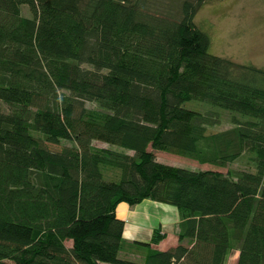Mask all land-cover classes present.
Returning <instances> with one entry per match:
<instances>
[{
    "label": "trees",
    "instance_id": "obj_1",
    "mask_svg": "<svg viewBox=\"0 0 264 264\" xmlns=\"http://www.w3.org/2000/svg\"><path fill=\"white\" fill-rule=\"evenodd\" d=\"M202 2L0 0V264H264V67L210 52ZM221 109L240 117L208 133ZM145 199L178 209L189 244L136 241L138 262L117 211Z\"/></svg>",
    "mask_w": 264,
    "mask_h": 264
},
{
    "label": "rangeland",
    "instance_id": "obj_2",
    "mask_svg": "<svg viewBox=\"0 0 264 264\" xmlns=\"http://www.w3.org/2000/svg\"><path fill=\"white\" fill-rule=\"evenodd\" d=\"M22 10L25 16H32L28 5H24ZM195 20L199 28L210 35L211 53L230 58L239 63L254 64L259 67H264V0H203ZM185 105L202 113H210L219 110L218 107L191 101ZM0 106L5 110L8 108V106L2 102H0ZM87 106L99 108L96 103L92 102L87 103ZM219 112L221 117L220 123L216 126H210L208 133L228 129L233 126V116L236 115L240 117L239 114L227 110L221 109ZM70 144V141L63 140L56 144L50 143L49 146L53 150H60L62 147ZM93 144L98 147L110 146L101 141H94ZM129 153L133 154L134 152L129 151ZM156 156L159 161L175 166L190 169H215L225 173H228L229 170L251 169L250 164L252 165L250 153L230 164L228 167L230 168L229 170L228 168L216 167L210 163H202L196 159L168 151H156ZM106 176L109 179H116L113 177L112 172L109 171L106 172ZM137 205L129 206L134 208ZM139 210H144L146 212L145 214L155 217L158 221L168 218V224L171 225V228H174L173 231L164 229L165 231L161 233V222L160 225L152 231V234H154L156 230H160L162 237H160L158 242L151 243L150 241L151 248L161 250L162 247H169L168 249H171L176 247L180 242L182 244L189 243L188 238L186 240L185 238L183 240L180 239V219L178 220V212H172L169 210L168 206L154 202H144L143 205L139 207ZM146 231L151 232V230ZM136 235H132V232L128 230L125 236L126 243L122 247L121 255L134 261L143 262L148 249L136 242ZM144 238L149 239V236ZM66 245L72 247L73 241L67 240ZM234 250L235 251L231 252L226 258L225 264L238 263L239 249L235 248Z\"/></svg>",
    "mask_w": 264,
    "mask_h": 264
},
{
    "label": "crops",
    "instance_id": "obj_3",
    "mask_svg": "<svg viewBox=\"0 0 264 264\" xmlns=\"http://www.w3.org/2000/svg\"><path fill=\"white\" fill-rule=\"evenodd\" d=\"M144 202L160 203V202H157L154 200L145 199L134 208L130 207L126 203H121L119 205L117 213L121 218L126 220V228H125L124 237L126 236V233H128V230H129L130 232H132V235L137 234L136 235V241L150 242L151 238L153 236L152 231L156 227H158L161 222H162L161 233H163L165 230H168V231L174 230V228H171L170 227L171 225L168 224V222H167L168 218L160 219L158 221L155 217L148 216L147 214H145L146 212L144 210H139V207H141ZM160 204L168 206L169 210L172 212H178L177 213L178 214V220L180 219L179 222H181L182 219H181L180 213L176 207L169 205V204H164V203L163 204L160 203ZM130 209H132V210H130ZM146 230H151V232H148ZM148 236H149L150 240L147 238H144V237H148ZM186 239L187 238H185V240ZM188 244H186V245H188ZM168 248L169 247H162L161 250H166ZM123 257H125L127 259L126 256L123 255Z\"/></svg>",
    "mask_w": 264,
    "mask_h": 264
}]
</instances>
